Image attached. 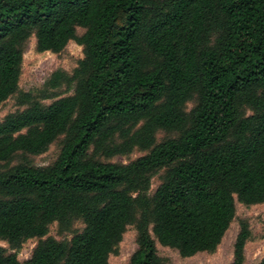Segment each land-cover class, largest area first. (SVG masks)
<instances>
[{"label":"trees","instance_id":"obj_1","mask_svg":"<svg viewBox=\"0 0 264 264\" xmlns=\"http://www.w3.org/2000/svg\"><path fill=\"white\" fill-rule=\"evenodd\" d=\"M31 38L40 53L73 42L83 58L20 92ZM14 96L0 120V264H108L129 226L127 264H172L156 243L213 252L235 201L264 203V0H0V105ZM61 137L51 165L30 163ZM76 220L69 241L47 236ZM250 238L240 222L231 264Z\"/></svg>","mask_w":264,"mask_h":264},{"label":"rangeland","instance_id":"obj_2","mask_svg":"<svg viewBox=\"0 0 264 264\" xmlns=\"http://www.w3.org/2000/svg\"><path fill=\"white\" fill-rule=\"evenodd\" d=\"M83 32L84 30L77 29L78 35H81ZM82 58V48L73 42H70L64 51L59 54L50 52L40 53L36 49L35 39L31 38L28 41L23 55V63L18 84L19 91L24 93L36 92L50 74L58 69L71 74L77 67V62ZM70 94L71 92L63 96ZM193 105L194 102L190 101L185 107L186 111H189ZM15 110H17V106L14 96L0 105V120ZM163 137H165L164 132H159L156 136L158 141ZM61 139L62 137L52 143L43 154L28 157L30 163L36 167L51 165L59 154ZM144 154V152L135 149L128 155L117 156L104 161L129 163ZM17 160L18 158H15V162H17ZM163 173V171H160L152 178L149 194H152L161 184ZM235 209L236 213L234 220L230 224L222 241L213 252L199 253L191 258H182L176 251L162 247L156 243L155 246L158 256L168 260L172 264H231L233 244L239 232V224L240 222H246L251 232V238L245 246L244 264H258L264 256V203L246 206L235 201ZM83 227L84 225L80 220L74 221L71 227L65 231H60L56 224H52L48 227L47 236L53 237L58 241H69L74 235L80 233ZM135 238V229L133 226H129L122 241L109 255L108 264H127L130 256L136 249ZM35 244V240H28L25 241L17 251H14L19 262L23 263L29 259ZM0 247L7 249V245L4 242H0Z\"/></svg>","mask_w":264,"mask_h":264}]
</instances>
